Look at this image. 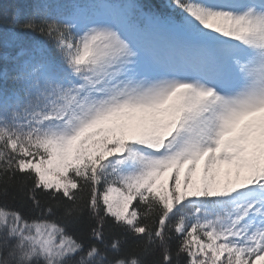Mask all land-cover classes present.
<instances>
[{
	"label": "snow or ice",
	"instance_id": "1",
	"mask_svg": "<svg viewBox=\"0 0 264 264\" xmlns=\"http://www.w3.org/2000/svg\"><path fill=\"white\" fill-rule=\"evenodd\" d=\"M0 264H264V0L4 9Z\"/></svg>",
	"mask_w": 264,
	"mask_h": 264
},
{
	"label": "trees",
	"instance_id": "2",
	"mask_svg": "<svg viewBox=\"0 0 264 264\" xmlns=\"http://www.w3.org/2000/svg\"><path fill=\"white\" fill-rule=\"evenodd\" d=\"M21 2L22 0H0V13H2L4 9L13 7ZM153 2L163 6L167 4L168 0H153Z\"/></svg>",
	"mask_w": 264,
	"mask_h": 264
}]
</instances>
